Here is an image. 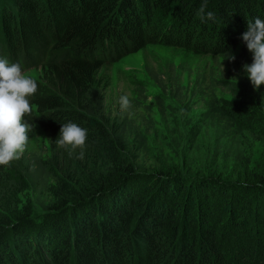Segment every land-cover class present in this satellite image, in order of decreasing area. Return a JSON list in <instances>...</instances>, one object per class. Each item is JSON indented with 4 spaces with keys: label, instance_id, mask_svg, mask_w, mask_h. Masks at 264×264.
<instances>
[{
    "label": "trees",
    "instance_id": "1",
    "mask_svg": "<svg viewBox=\"0 0 264 264\" xmlns=\"http://www.w3.org/2000/svg\"><path fill=\"white\" fill-rule=\"evenodd\" d=\"M202 3L0 0V57L23 71L42 70L37 94L28 97L33 109L28 119L53 141L63 123L78 124L88 130L87 147L103 148L117 159L107 124L82 106L104 65L147 45L194 55L229 53L242 41L248 20L264 19V0H207L205 12H213L215 20L201 22ZM261 108L264 112V104ZM126 171L113 185L93 186L69 212H54L44 224L13 223L0 213V264H264L260 253L242 246L233 251L228 244L226 229L242 222L234 203L225 200L228 212L220 221L209 218L213 200L207 192L215 181L200 180L193 191L172 172L147 177ZM255 179L264 184V178ZM11 180L8 164L0 165L5 210L13 198ZM193 195L198 209L192 208ZM193 209L195 215L189 213Z\"/></svg>",
    "mask_w": 264,
    "mask_h": 264
},
{
    "label": "rangeland",
    "instance_id": "2",
    "mask_svg": "<svg viewBox=\"0 0 264 264\" xmlns=\"http://www.w3.org/2000/svg\"><path fill=\"white\" fill-rule=\"evenodd\" d=\"M229 53L236 56L234 62ZM229 53L194 55L147 45L104 65L82 106L105 121L118 160L93 146L78 159V149L70 153L65 147L71 145H55L35 125L20 158L8 164L13 198L6 210L0 206V213L13 223L40 225L54 212H69L93 186L115 184L129 168L147 177L172 172L193 191L200 180L215 181L207 192L213 200L209 218L220 221L228 212L225 200L234 203L242 222L226 229L230 248L247 247L264 258V184L254 181L264 178V112L257 110L264 104V85L255 91L242 70L252 63L243 41ZM23 74L40 82L42 70ZM124 95L131 102L126 111L120 106ZM186 191L181 193L186 196ZM192 208L198 209L195 195ZM196 209L189 213L195 215Z\"/></svg>",
    "mask_w": 264,
    "mask_h": 264
},
{
    "label": "clouds",
    "instance_id": "3",
    "mask_svg": "<svg viewBox=\"0 0 264 264\" xmlns=\"http://www.w3.org/2000/svg\"><path fill=\"white\" fill-rule=\"evenodd\" d=\"M207 0H203L198 10L201 22L215 20V14L205 12ZM247 50L252 54L251 65L245 63L243 71L251 81L253 89L259 91L264 85V19L254 17L248 20L247 30L241 36ZM228 59L235 61L236 56L229 53ZM37 83L23 74L19 63H12L5 57H0V165H7L13 160H18L24 152L25 144L30 138V133L35 131V124L28 117L33 109L28 97L37 94ZM122 111L131 107V102L126 95L120 97ZM88 130L75 123H63L60 128L55 145L65 147L70 153L78 149V159L83 160L86 150Z\"/></svg>",
    "mask_w": 264,
    "mask_h": 264
}]
</instances>
